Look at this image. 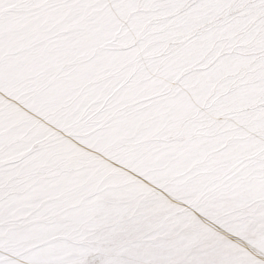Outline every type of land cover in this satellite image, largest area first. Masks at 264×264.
Here are the masks:
<instances>
[{
	"label": "snow or ice",
	"instance_id": "obj_1",
	"mask_svg": "<svg viewBox=\"0 0 264 264\" xmlns=\"http://www.w3.org/2000/svg\"><path fill=\"white\" fill-rule=\"evenodd\" d=\"M0 264H264V0H0Z\"/></svg>",
	"mask_w": 264,
	"mask_h": 264
}]
</instances>
